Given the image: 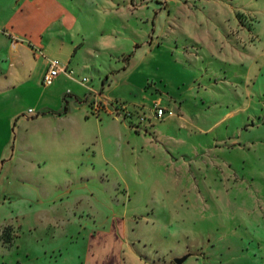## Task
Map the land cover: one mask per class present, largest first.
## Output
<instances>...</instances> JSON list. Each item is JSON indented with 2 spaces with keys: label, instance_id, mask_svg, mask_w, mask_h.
Segmentation results:
<instances>
[{
  "label": "rangeland",
  "instance_id": "obj_1",
  "mask_svg": "<svg viewBox=\"0 0 264 264\" xmlns=\"http://www.w3.org/2000/svg\"><path fill=\"white\" fill-rule=\"evenodd\" d=\"M0 235V264H264V0H0Z\"/></svg>",
  "mask_w": 264,
  "mask_h": 264
},
{
  "label": "built area",
  "instance_id": "obj_2",
  "mask_svg": "<svg viewBox=\"0 0 264 264\" xmlns=\"http://www.w3.org/2000/svg\"><path fill=\"white\" fill-rule=\"evenodd\" d=\"M61 71L65 72L66 67L61 68L58 67L56 63H50L48 70L45 72L43 76V83L45 85H50ZM30 112L32 111L30 110ZM163 114H164V110L161 107H156L157 117H161Z\"/></svg>",
  "mask_w": 264,
  "mask_h": 264
},
{
  "label": "water",
  "instance_id": "obj_3",
  "mask_svg": "<svg viewBox=\"0 0 264 264\" xmlns=\"http://www.w3.org/2000/svg\"><path fill=\"white\" fill-rule=\"evenodd\" d=\"M188 257L187 255H183L182 257H177L175 258L173 261L175 264H182L184 260H186V258Z\"/></svg>",
  "mask_w": 264,
  "mask_h": 264
},
{
  "label": "trees",
  "instance_id": "obj_4",
  "mask_svg": "<svg viewBox=\"0 0 264 264\" xmlns=\"http://www.w3.org/2000/svg\"><path fill=\"white\" fill-rule=\"evenodd\" d=\"M5 237V236H4ZM4 237L2 236V235H0V239L3 241V242H8V243H10V237H9V239H4Z\"/></svg>",
  "mask_w": 264,
  "mask_h": 264
}]
</instances>
